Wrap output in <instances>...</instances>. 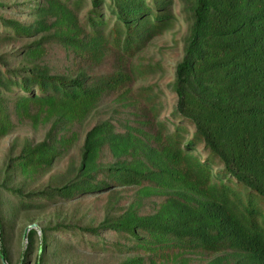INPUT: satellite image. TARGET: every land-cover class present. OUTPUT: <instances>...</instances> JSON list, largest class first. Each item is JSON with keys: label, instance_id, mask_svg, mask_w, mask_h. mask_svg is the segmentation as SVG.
<instances>
[{"label": "trees", "instance_id": "trees-1", "mask_svg": "<svg viewBox=\"0 0 264 264\" xmlns=\"http://www.w3.org/2000/svg\"><path fill=\"white\" fill-rule=\"evenodd\" d=\"M86 1H38L29 7L31 22L0 14L1 41L29 39L15 53L21 65L10 67L7 53H0V137L12 127L7 102L15 113L35 107L34 115L53 117L43 138L24 143L13 158L21 172L50 168L72 141L65 125L124 85L126 60L175 21L174 0H88L79 18ZM177 2L188 26L170 83L172 130L161 124L165 133H142L143 140L98 122L84 133L77 165L54 185L26 193L25 200L6 188L19 196L10 212L35 207L33 197L70 200L118 187H132L133 199L118 212L105 211L96 224L55 223L39 235L28 229L22 264L31 254L33 264H47L46 232L68 231L91 250L106 248L102 234L111 233L113 250L137 253L117 264H154L163 256L189 264L192 255L207 257L204 264H264V0ZM48 42L94 64L109 52L112 68L53 74L42 62ZM102 153L108 162L99 160ZM145 198L158 202L142 211ZM2 233L0 221V264L9 261ZM61 245L56 241L53 252Z\"/></svg>", "mask_w": 264, "mask_h": 264}, {"label": "rangeland", "instance_id": "rangeland-1", "mask_svg": "<svg viewBox=\"0 0 264 264\" xmlns=\"http://www.w3.org/2000/svg\"><path fill=\"white\" fill-rule=\"evenodd\" d=\"M38 1L42 0H0V5H3L0 6V14L21 22H31L33 12L29 7L33 8ZM88 8L87 0L77 13L79 18ZM174 12L173 27L154 37L140 52L126 60L127 72L130 73L128 81L114 92L97 99L81 119L65 125L64 130L72 137V141L60 151V155L50 168L31 173L21 172L13 158L18 155L24 143L33 144L43 138L53 117L34 115L35 107H31L25 114L15 113L12 110V103L7 102L12 127L8 133L0 137V221L3 226V247L9 259L3 264H22L19 256L24 249V237L28 229L34 228L39 235L41 228L50 227L55 223L96 224L105 211L118 212L133 199L132 187H118L96 194L81 195L70 200L50 199L42 202L33 197L31 204L35 207L10 212L8 211L10 206L17 202L19 196L15 197V193L6 191V188L19 190L22 194L20 199L25 200L26 193L40 190L47 184L54 185L58 176L65 173L69 166L77 165L84 133L98 122L109 121L115 132L127 131L143 140L142 133L148 136L156 131L165 133L172 130L169 112L175 102V95L170 89V83L173 79L174 65L181 56L188 26L187 19L179 10L177 0H174ZM28 41L29 39L24 36H9L4 41L0 40V53H7V63L10 67L23 64L21 56L15 53ZM43 55L42 62L53 74L71 75L77 70L86 73L105 72L111 70L113 65V57L109 52L94 64L90 58L87 60L72 58V55L56 42H48L44 46ZM161 124L165 125V132ZM193 153L201 159L198 149ZM99 160L102 163L108 162V153H102ZM157 202V198L143 199L142 211L150 210ZM46 236L51 253H48L47 264H117L124 258L137 254L134 251L126 253L113 250L109 243L116 241V238L111 233L102 234L108 243L106 248H96L98 251L85 248L80 237L77 234L72 235L70 231L59 234L46 232ZM56 241L62 245L53 252ZM33 257L31 254L25 264H33ZM206 258L192 255L187 261L189 264H204ZM174 262L173 259L163 256L154 264H174ZM144 264H147L146 261Z\"/></svg>", "mask_w": 264, "mask_h": 264}, {"label": "water", "instance_id": "water-1", "mask_svg": "<svg viewBox=\"0 0 264 264\" xmlns=\"http://www.w3.org/2000/svg\"><path fill=\"white\" fill-rule=\"evenodd\" d=\"M38 251H39V249H38ZM0 258L2 259V256H0Z\"/></svg>", "mask_w": 264, "mask_h": 264}]
</instances>
